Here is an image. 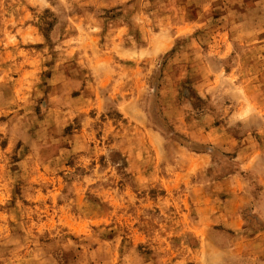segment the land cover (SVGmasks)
<instances>
[{
	"label": "rangeland",
	"instance_id": "1",
	"mask_svg": "<svg viewBox=\"0 0 264 264\" xmlns=\"http://www.w3.org/2000/svg\"><path fill=\"white\" fill-rule=\"evenodd\" d=\"M0 264H264V0H0Z\"/></svg>",
	"mask_w": 264,
	"mask_h": 264
}]
</instances>
